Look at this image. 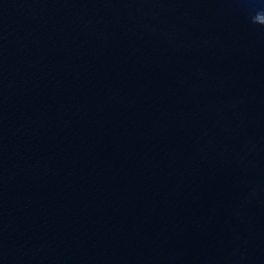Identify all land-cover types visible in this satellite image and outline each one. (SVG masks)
<instances>
[{
	"label": "water",
	"instance_id": "water-1",
	"mask_svg": "<svg viewBox=\"0 0 264 264\" xmlns=\"http://www.w3.org/2000/svg\"><path fill=\"white\" fill-rule=\"evenodd\" d=\"M0 264H264V0H0Z\"/></svg>",
	"mask_w": 264,
	"mask_h": 264
}]
</instances>
